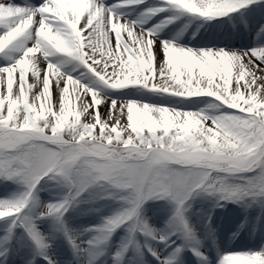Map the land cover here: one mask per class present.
<instances>
[{"label":"snow or ice","instance_id":"6c2138e0","mask_svg":"<svg viewBox=\"0 0 264 264\" xmlns=\"http://www.w3.org/2000/svg\"><path fill=\"white\" fill-rule=\"evenodd\" d=\"M0 264H264V0H0Z\"/></svg>","mask_w":264,"mask_h":264},{"label":"bare ground","instance_id":"6f19581e","mask_svg":"<svg viewBox=\"0 0 264 264\" xmlns=\"http://www.w3.org/2000/svg\"><path fill=\"white\" fill-rule=\"evenodd\" d=\"M188 39H192V38H188ZM229 207H232V209H230L229 212H226L227 210H225V209H216L213 213L214 219H216V221L220 222V223H217L220 226L217 229L218 232L222 231L223 228L226 226L225 222H228L229 217H231L233 215H238V212L235 209V206L229 205L228 208ZM195 210L200 212L201 214H206V213L212 211L210 204L197 205ZM220 213H224L223 216L219 215Z\"/></svg>","mask_w":264,"mask_h":264},{"label":"rangeland","instance_id":"374dc122","mask_svg":"<svg viewBox=\"0 0 264 264\" xmlns=\"http://www.w3.org/2000/svg\"><path fill=\"white\" fill-rule=\"evenodd\" d=\"M187 38H192L191 36H188ZM230 209H232V207H227L225 210H227L226 212H229L230 211ZM225 213V212H224ZM224 213H220L219 215H222L223 216V214Z\"/></svg>","mask_w":264,"mask_h":264}]
</instances>
